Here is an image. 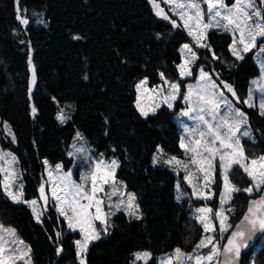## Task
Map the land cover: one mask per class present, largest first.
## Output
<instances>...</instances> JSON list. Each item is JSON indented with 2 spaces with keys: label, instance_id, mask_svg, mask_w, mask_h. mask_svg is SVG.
Returning <instances> with one entry per match:
<instances>
[{
  "label": "trees",
  "instance_id": "obj_1",
  "mask_svg": "<svg viewBox=\"0 0 264 264\" xmlns=\"http://www.w3.org/2000/svg\"><path fill=\"white\" fill-rule=\"evenodd\" d=\"M158 1L168 10L164 0ZM18 16L29 23L21 24ZM231 40L228 32L210 30L211 49H199L191 76L182 78L177 68L182 60L180 47L191 37L185 28L158 20L149 0H18V4L0 0V146L18 158L25 199L39 195L46 181L44 161L63 162L65 168L72 165L69 151L76 133L97 152L116 158L117 177L136 193L140 218L124 212L110 216L107 234L88 247V264H130L138 250L152 253L146 264H159V256L176 248L192 249L202 234V225L186 203L176 200L177 175L151 164L158 146L172 154L183 153L174 118L180 102L141 115L136 85L142 79L150 86L163 79L177 82L183 94L203 66L222 86L232 87L235 96L225 90L248 118L254 139L245 140V154L264 155V116L245 103L250 80L260 69L251 51L237 59L229 49ZM65 101H73L75 108L71 118L60 123L57 113ZM242 173L237 167L232 172L239 187L250 184L245 176L242 185ZM215 180L214 203L221 189L219 171ZM258 194H233L232 225L249 198ZM0 220L14 226L30 245L34 264H81L75 243L80 232L70 229L49 202L42 222L37 221L26 204L4 194L1 172ZM257 243L253 259L264 258V246L257 248Z\"/></svg>",
  "mask_w": 264,
  "mask_h": 264
},
{
  "label": "snow or ice",
  "instance_id": "obj_2",
  "mask_svg": "<svg viewBox=\"0 0 264 264\" xmlns=\"http://www.w3.org/2000/svg\"><path fill=\"white\" fill-rule=\"evenodd\" d=\"M165 2L167 3L168 0H165ZM153 3L157 8V14L169 19L163 13V10L159 8V5H155V0H153ZM261 3L264 4V0H261ZM205 6L208 15L207 22H204ZM17 10L19 11V9ZM172 11L183 21V24L180 25L177 24L176 20H171L173 27L187 29L189 35L193 37L196 44L201 48L211 49L209 44L202 42L206 40V30L208 29H222L225 32H230L233 37L238 35V43L241 47H236V39L233 40L231 47L232 54L237 59L242 60L244 58L240 54L241 51L247 53L257 47L256 41L258 37L264 38V14L254 4L253 0H234L231 7L224 0H187L186 3H175ZM17 18L23 25L29 23V20L23 16H18ZM76 38L79 39V37ZM183 49L187 50L184 53L185 59L181 64L177 65V68L180 77H187L192 74L190 64L195 62L198 57L188 44L183 45ZM259 52L264 54V44L260 47ZM212 55L213 58L218 59V57H215L214 52ZM199 73V82L195 91L193 90V85H187V94L182 96L189 105L187 110L182 112V115L190 116L197 122L192 128L186 126L184 128L186 136H182L180 139V147L184 149V154L189 159L185 162L172 156L166 163L172 165L177 171L183 169L186 173L184 179L192 186V195L194 197L209 200L213 195L211 185L216 182L215 162L218 161L222 181V191L219 197L220 206L215 213L206 206L194 210L195 219L202 225L203 232L206 234L198 242L196 249L208 247L209 252L207 254L199 255L194 253L185 255L181 252V249L176 248L174 254L161 260L160 264H173L174 261L175 264H184V262H188V264H214V262L215 264H220L219 257L221 256H223V264H239L241 249L248 246V241L257 232H264V192H262L259 199L250 200L246 214L241 222L235 226V231L231 233L222 251L219 242H214V236L207 234L215 232L213 216L219 220L221 238H223V233L232 227L225 224L227 216L225 215L224 205L232 200L234 193L244 192L251 194L254 190L261 192L264 189V155L251 158L245 154L241 139L243 137L250 138L251 135L246 128L242 130L243 126L247 125V117L238 109H234L232 102L227 99L222 91H219L215 82L211 80L209 73L204 72L202 67L199 69ZM160 75L163 77V73ZM35 79V67L33 66V84H35ZM146 84L147 80H142L136 85L138 92H140V96L136 100V107L141 115L145 117L149 115V112L154 113L156 108L160 107V104H155V106L145 110L141 101L143 92L147 91ZM164 84L170 89L168 95H163L165 91L163 85L159 89L154 88L152 91L156 95L161 96L163 102L171 108L173 106L172 101L180 95V85L179 83H169L167 80H164ZM223 88H226L235 96V91L230 85L223 84ZM251 100L252 96L250 95L249 100L245 101V103H248L249 107H256L257 105L251 103ZM222 105L223 114H221ZM258 107L260 115L264 116V100L261 101ZM32 112L34 115L36 112L35 107H33ZM58 118L63 123L67 117L61 112ZM9 135L15 140L14 133L10 129ZM77 137L82 139L79 133H77ZM73 147L75 148V145ZM84 151L85 149L82 147L76 148L69 155H76ZM158 151L162 153L163 149ZM6 157H10V160H6ZM0 161L4 162L0 163V172L4 173L2 181L4 194L15 203L28 204L32 208L37 221H40V213H37L39 202L37 200L25 201L23 199L22 173L11 167V165L16 163V158L11 156L10 153L0 151ZM44 163L47 164V161H44ZM5 164H9V166L5 167ZM118 166L116 160L106 162L103 159V154H101L100 158L92 164L90 171L81 176L80 183L72 180L70 171L61 175L62 165L60 164L55 166V170L48 171V180L53 185L51 197L54 205H58L60 215L67 219L68 227L72 230L79 229L80 233L83 234V240L75 242L81 254L86 253L90 242L100 239L99 232L95 230L94 221L99 220L104 224L103 231L107 233L106 216L108 214L102 211V200L97 198L98 193L104 192V185H110V192L105 193L109 198V207L113 206L111 204V196L119 193L121 199L114 207L117 210L123 207L130 216H135L137 219L140 218L139 204L135 203V193L129 192L126 200L123 198L124 192L121 189H126V186L115 179V171ZM234 166L241 169L250 178L251 186L241 189L231 183L229 174ZM53 171L57 173L55 179H53ZM194 180L202 182L199 188L193 182ZM14 187L15 191H13ZM39 192L43 201L42 207L46 208L48 196L45 194L44 184H41ZM183 195L185 194L181 193L177 196V199H181ZM82 201H87V203H82ZM93 207H95V212L90 211ZM59 235L57 233V236ZM9 243L15 245V247H8ZM22 243L16 238L15 229L4 228L0 224V264H16L17 261H25L31 250L19 247ZM59 251H62V249H58V253ZM134 255L137 260H144L145 264L147 259L151 257L148 252ZM81 264H84L83 259H81Z\"/></svg>",
  "mask_w": 264,
  "mask_h": 264
},
{
  "label": "rangeland",
  "instance_id": "obj_3",
  "mask_svg": "<svg viewBox=\"0 0 264 264\" xmlns=\"http://www.w3.org/2000/svg\"><path fill=\"white\" fill-rule=\"evenodd\" d=\"M260 2L258 3L257 0H253L254 4L261 9L262 11V14H264V4L261 3V0H259ZM165 2V0H164ZM180 2H184L186 3L187 0H168V2L166 3L167 6H168V11L174 16L176 17L175 19L183 24V21L180 20L179 16L176 15V13L174 11H172V7L174 6L175 3H180ZM224 2L229 6L231 7L233 2L231 4H229L227 2V0H224ZM208 21V15L206 13V6H205V16H204V22H207ZM180 24V25H181ZM212 29H215V28H212ZM212 29H208L206 30V40L202 41L204 43H208L207 41V35H208V32ZM219 31H224L222 29H218ZM186 31L188 32V30L186 29ZM225 32V31H224ZM231 37H232V40L231 42L229 43V49L231 51V47L233 45V40L236 39L237 40V44H236V47L237 48H240L241 46L239 45L238 43V35L237 37H233V35L228 32ZM189 34V33H188ZM191 37V42H187V43H184L183 45L185 44H188L193 51L196 52V55L198 57V50L200 49L201 50V47H199L197 44H196V41L193 39V37L190 35ZM262 44H264V38H260L258 37L257 38V41H256V45L257 47L252 49L251 52H253V59L255 60L257 66L259 67L260 69V74L254 78H252L250 80V86H249V91H248V95L245 99V101H248L249 100V96L251 95L252 96V100L250 101L251 103H254L256 106V108L259 110V104L261 103L262 100H264V54H261L259 52V49L260 47L262 46ZM183 45H181L180 47V53H181V57H182V60H181V63L184 61L185 59V55L184 53L187 51L185 49H183ZM199 50V52H200ZM232 52V51H231ZM250 52V51H249ZM245 52L241 51V55L243 56ZM246 54V53H245ZM236 57V56H235ZM237 58V57H236ZM188 59H190V57H188ZM240 60V59H239ZM196 61V60H195ZM180 63V64H181ZM195 62L191 63L190 64V67H191V71H192V67L194 65ZM203 68V66H200L198 68V77L195 81H192V82H188L186 85H185V89H184V93L182 94L181 91H182V88L180 86V95L177 96V98L172 101V105L174 106L175 105V102L176 100H179V104H180V109L178 110V112L175 114L174 118H175V121L177 122L178 126H179V132H180V139L182 136H186L185 132H184V128L187 126L189 128H192L196 125V121L193 120L190 116H183L182 115V112L186 111L187 108H188V104L184 101V99L182 98L183 95H186L187 94V85H193V90L195 91L197 85H198V82H199V69L200 68ZM204 72L206 73H209V75L211 76V80L215 82L216 86L218 87L219 91H222L224 93V95L227 97V99L229 101L232 102V105L234 107V109H238L240 112L241 109L235 105V103L232 101L231 97L228 95L227 93V90H225V88H223V86L217 82V80L210 74V72L206 71V69H204ZM191 76V75H190ZM189 77V76H187ZM182 78H185V77H182ZM142 80H147L146 78L142 79ZM141 80V81H142ZM164 80L166 79H163L161 81V83H159L158 85H154V86H150L149 85V82L147 80V84H146V89L147 91H144L143 92V98H142V104L144 105L145 107V110H147L149 107H152V106H155V104H160V106L162 104H165L161 98V96H158L156 95L155 92H153L152 90L154 88H157L159 89L160 86L163 85L165 91L163 93V95H168L169 94V91L170 89H168V86L164 84ZM168 81V80H167ZM169 82V81H168ZM169 83H177V82H169ZM138 96H140V92H138V95H137V98ZM149 97H151V99H149ZM246 105L248 106V103H246ZM172 106V107H173ZM74 108H75V105H74V102L73 101H65L63 103H61L59 105V109H58V113H57V118L59 117V115L61 114V112L64 113V115L67 117L66 120L63 122L65 123L67 120H69L71 118V115L74 111ZM159 108V107H158ZM156 108V110L158 109ZM149 113H152V112H149ZM243 113V112H242ZM221 114H223V105L221 106ZM245 114V113H244ZM246 116V114H245ZM247 117V116H246ZM207 118V117H206ZM58 121L60 123H62L60 121V119L58 118ZM247 129L250 131V138L249 137H243L241 139V143L244 147V142L245 140H252V138L254 139L253 137V134H252V129L249 125V122H248V118H247V125L243 126L242 130L244 129ZM80 134V133H79ZM80 137H82V135H80ZM75 145V148L73 147ZM84 148L85 151L83 153H77L76 155H69L72 159H73V163L71 166H69L68 168H65L64 167V164L63 162H58V163H50L47 161V164H46V181L43 183L44 184V187H45V194L48 196V202L53 204V199L51 197V191H52V183L48 180V171L49 170H55V166L57 164H60L62 165V169L60 170V174H65L67 172H71V178L73 181L77 182V183H80L81 182V176L87 172L90 171L91 169V166L92 164L100 158V155L101 153L97 152L94 148L93 145L89 144L86 139L84 137H82V139L78 138L77 137V133L75 135V138H74V141H73V144H72V147L69 151V153L71 152H74L76 148ZM245 148V147H244ZM159 149H163V152H159L158 150ZM0 151H2L3 153H10L11 156H14L16 158V163L11 165V167L15 168L17 172L19 173H22L21 172V169L19 167V161H18V158L16 156V154L7 149V148H4L2 146H0ZM245 151V150H244ZM172 156H175L177 157L178 159L180 160H183L185 162L188 161L189 157L186 156L184 154V149H183V153L182 155H177V154H172V153H169L167 151H165V149L162 147V146H158L152 156V160H151V164L154 166V167H159V168H167V169H170L171 171H173L176 175H177V178H176V182H175V191H176V200L178 203H182V202H185L187 207L189 208V212L190 214L192 215V217L195 219V212L194 210L196 208H200V207H209L213 210V213H215L218 209H219V206H220V194H221V191H222V181H221V189H220V193L218 195V198L217 200L213 201V198H214V193H215V183H213L211 185V192L213 193L211 199L209 200H203V199H197L196 197H194L192 195V186L188 184V182L184 179L186 173L183 171V169H180L179 171L175 170L174 167L172 165H169L166 163V161L172 157ZM261 156V155H260ZM256 158V157H255ZM103 159L106 161V162H110L112 160H116L118 162V160L116 158H107L103 155ZM6 160H10V157H6ZM0 163H4L3 161H0ZM216 170H215V176H216V173L217 171H219V174H220V178H221V169H220V166H219V162L216 161ZM9 164H5V167H8ZM236 166L233 167V169L230 171V174H229V179L231 181V183L233 185H235L236 187L238 188H247L249 186H251V180L250 178L244 174V175H241V179L239 178V180L243 183L244 182V178L245 176L250 180V184L249 185H245L243 187H239L241 185H236L234 183V180L232 178V172L234 171ZM238 168V167H237ZM118 169V167H117ZM117 169L115 171V179L117 182H122L123 185H125L124 181H122L121 179H119L117 177ZM238 170L242 171L241 169L238 168ZM243 172V171H242ZM76 174L78 176H76ZM1 175H2V181H3V177H4V173L1 172ZM56 175L57 173L55 171H53V179L56 178ZM22 182H23V185H24V180H23V177H22ZM195 184H197V187L199 188L200 184L202 183L201 181H197V180H194L193 181ZM177 185H179V187H177ZM244 185V183L242 184ZM126 186V185H125ZM104 192L103 193H98L97 194V198L98 199H101L102 200V205H101V208H102V211L104 213H107L108 215L106 216V221H107V232H108V218L110 216L113 215V213H118V212H124L126 214H128L127 211L124 210L123 207H121L120 210H117L114 205L116 203H118L121 199V196L119 195V193L117 195H113L111 196V204L113 205L112 207H109V198L107 195H105V193H108L110 192V185H104ZM87 190V189H86ZM13 191H15V187L13 188ZM58 191V194H59V189L57 190ZM121 191L124 192V199L126 200L127 198V193L131 192V193H135L134 191L132 190H129L127 187L126 189L122 188ZM181 193H184L185 195L182 196L181 199H177V196L180 195ZM259 192L257 191H253L251 194L249 195H253V194H257ZM135 196H136V193H135ZM137 198V197H136ZM23 199L25 201H32V200H37L39 202V205H38V208H37V213H40V221L39 222H42V218H43V213H44V207H42L43 205V201L41 200V194L39 192V195L37 197H34L32 199H25L24 197V188H23ZM82 203H87V201H82ZM136 204H138L137 200L135 201ZM25 204V203H24ZM32 211V208L26 204ZM54 207L56 208L57 212L59 213L60 215V212L58 210V205H54ZM224 208H225V215L227 216V219L225 221V224L226 225H231L232 226V223H231V212L233 210V207L231 206V201L227 204L224 205ZM90 211L92 212H95V207H93L92 209H90ZM33 213V211H32ZM34 217H35V214L33 213ZM129 215V214H128ZM140 210H139V216H140ZM61 216V215H60ZM130 216V215H129ZM68 224V221L67 219H65V217L61 216ZM132 217H135V216H132ZM36 219V218H35ZM37 220V219H36ZM213 222L215 224V232L214 233H208L207 235H213L214 236V242H219V245L222 249V244H223V241H224V238L225 235L227 236V234L229 233L230 229L231 228H228V230L226 232L223 233V238H221V233H220V228H219V220L215 219V217L213 216ZM94 226H95V230L97 232H99L100 234V238L105 236L107 233H105L103 231V228L105 227L104 224H102L99 220L97 221H94ZM0 224H2L4 226V228H11V229H15V233H16V238L19 240V241H22L23 243L21 245H19V247L21 248H26V249H30L31 250V247L30 245L22 238V236L20 235V233L18 232V230L14 227V226H11V225H7L5 223H3L1 220H0ZM99 225V226H98ZM202 227V226H201ZM76 231H79V229H76ZM80 232V231H79ZM80 237L79 239L77 240H83V234L80 233ZM206 235L204 232H203V228H202V234L201 236L197 239V241L194 243L193 245V248L190 249V250H184L182 248L179 247V249H181V252L184 253L185 255H190V254H199V255H204V254H207L209 252V248L208 247H205V248H201V249H196V245L198 244V242L203 238V236ZM7 238V237H6ZM91 243V242H90ZM89 243V245H90ZM88 245V247H89ZM257 248L261 247V246H264V237H262V239H260L257 243ZM8 247H15V245H12L11 243H9ZM88 247H87V251H88ZM255 248V247H254ZM60 249V247L58 248ZM253 247L250 249V253L248 254V257H246V259H244L243 257V264H264V258H260V257H257L256 259H253L255 258V255L257 254V252L254 250H252ZM175 250V249H174ZM174 250L168 254H164V255H161L158 257V263L160 264L161 260L165 259L166 257L168 256H172L174 254ZM87 251L86 253H83L81 254L78 250V247H77V255H78V259H79V262L81 263V259L84 260V264H88L87 263V259H86V255H87ZM144 252H148L151 254V257L149 259H147V262L152 258V253L149 251V250H138L136 253H144ZM7 254V253H6ZM34 264L33 262V259H32V254H31V251L30 253H28V256L26 257L25 261H17L16 264ZM130 264H145V261L144 260H137L135 258V255L131 261ZM173 264H175V261L173 262ZM184 264H188V262H184ZM215 264V262H214Z\"/></svg>",
  "mask_w": 264,
  "mask_h": 264
},
{
  "label": "water",
  "instance_id": "obj_4",
  "mask_svg": "<svg viewBox=\"0 0 264 264\" xmlns=\"http://www.w3.org/2000/svg\"><path fill=\"white\" fill-rule=\"evenodd\" d=\"M149 2H150V5H151V10H152V12H153V15H154L158 20H161V21H163V22H166V23H169V24L172 25L171 20H176V19L173 18V17L169 14V12H168L167 9L165 8V6H163V5L161 4L160 1L155 0V5H159V8L163 10V13L166 14V15L169 17V19H165L163 15H158V14H157V8L154 6L153 0H149ZM176 22H177V24H180L177 20H176ZM172 26H173V25H172ZM176 28H179V27H176ZM262 192H264V189H262V191H261L258 195L251 196V197L249 198V200H248V202H247V205H246V208H245L243 214H242V215L240 216V218H239V219H238V220L232 225V227H231L229 233L227 234V237H226V239H225V241H224V243H223V246H224L225 244H227V240H228V238L230 237L231 233H232L233 231H235V226L238 225V224L241 222V220L243 219V216L246 214V212H247V208H248V205H249L250 200H252V199H259V197L261 196ZM263 234H264V232H257V233L253 236V238H252L250 241H248V246H247L246 248H242V249H241L240 257H239V264H243V257H244V255H245L246 253H248L252 247L255 246V244L259 241L260 237H261ZM223 246H222V249H223ZM222 249H221V251H222ZM219 262H220V264H223V256L219 257Z\"/></svg>",
  "mask_w": 264,
  "mask_h": 264
}]
</instances>
